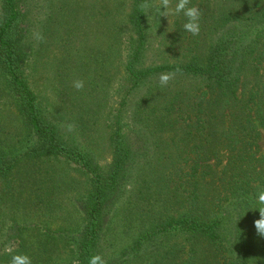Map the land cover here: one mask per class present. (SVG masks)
Masks as SVG:
<instances>
[{"label":"trees","instance_id":"1","mask_svg":"<svg viewBox=\"0 0 264 264\" xmlns=\"http://www.w3.org/2000/svg\"><path fill=\"white\" fill-rule=\"evenodd\" d=\"M131 1L119 33L122 44L127 43L126 89L111 125L108 170L62 137L29 82V57L39 50L33 49L27 28V0L0 1V97L11 101L22 120L21 128L0 130V211L9 203L29 204L45 207L51 217L59 203L57 189H85L79 192L85 220L77 237L63 228L53 230L48 222L43 231L32 223L7 227L0 222V264H10L15 254L28 255L32 264H88L91 255L103 258L106 211L122 191L133 154L123 130L132 101L136 125L174 134L168 151L158 141L152 144L162 164L153 167L156 191L148 196L151 206L158 207L150 236L163 246L142 264H264L257 255L264 237L253 223L259 218L256 193L264 186L256 125L264 127V0H191L201 13L199 34L185 32L186 18L176 14L172 40L165 41L161 54L168 59L148 67L142 65L149 49L152 0ZM117 27L112 21L110 38H116ZM162 73H169L174 85H161ZM190 79L195 83L185 86ZM70 80L62 79L65 85ZM79 81L84 86L67 85L72 90L67 96L83 107L86 83ZM24 139L31 144L21 151ZM60 164L68 167L61 170ZM67 168L84 183L65 174ZM11 242L17 243L8 247Z\"/></svg>","mask_w":264,"mask_h":264},{"label":"rangeland","instance_id":"2","mask_svg":"<svg viewBox=\"0 0 264 264\" xmlns=\"http://www.w3.org/2000/svg\"><path fill=\"white\" fill-rule=\"evenodd\" d=\"M27 4L30 10L27 28L33 49L39 50L38 55L31 53L29 57V82L45 114L51 117L62 137L90 153L103 170H108L113 156L111 125L121 102V94L126 89L123 86L124 64L128 51L127 43L122 44L124 38L119 33L122 32L123 21L128 18L132 1L27 0ZM175 4L176 0H170L169 9L173 11L164 17L157 13L160 0H152L147 13L149 49L142 67L161 64L168 59H163L161 54L166 49L165 41H171L175 31ZM112 21L118 24L115 39L110 38L107 31ZM66 78L71 80L65 85L62 79ZM83 79L87 102L80 107L70 102L67 95L72 90L67 85L74 86L76 81ZM194 83L190 79L184 85L189 87ZM133 106L134 101L123 116V130L133 147L129 173L120 195L107 208L100 242L103 259L110 264H142L143 259L152 260L160 254L163 246L162 241L150 236L155 217L153 209L157 210L158 207L151 206L148 196L156 191L153 167L162 164L157 161L160 155L153 145L158 141L157 145H162L168 151L166 147L171 144L167 142L174 134L154 129L147 131L145 127L136 125L132 118ZM256 125L261 133L258 153L264 155V127L258 122ZM21 126L22 120L14 113L11 101L0 97V130L9 132ZM30 144L31 141L24 139L19 149L25 151ZM58 167L63 170L68 165L60 164ZM67 169L65 174L78 181L77 184H82L74 169ZM78 189L63 187L54 192L59 203H55L49 212L51 217L44 210L45 207L9 203L0 211V222H6L7 227L11 224L31 226L32 223L38 228L42 226V231L48 222L53 230L63 228L70 237H77L85 220L83 200L79 194H84L85 189ZM15 243H9L8 247ZM257 255L258 259H264L263 246L257 250Z\"/></svg>","mask_w":264,"mask_h":264},{"label":"clouds","instance_id":"3","mask_svg":"<svg viewBox=\"0 0 264 264\" xmlns=\"http://www.w3.org/2000/svg\"><path fill=\"white\" fill-rule=\"evenodd\" d=\"M170 0H160V5L157 8V13L160 16L167 17L169 13L173 10L169 9ZM175 14L183 13V16L186 18L183 23V29L185 32L196 36L199 34L201 25H200V10L191 4V0H176ZM170 79L169 73H162L159 76V81L161 85H166ZM84 86L83 81H76L74 87L80 89ZM256 208L259 212V218L254 220V227L258 235L264 237V186L258 188L256 193ZM10 264H32L31 258L28 255L24 254H15L12 255ZM88 264H106L105 260L98 254L91 255L88 258Z\"/></svg>","mask_w":264,"mask_h":264}]
</instances>
